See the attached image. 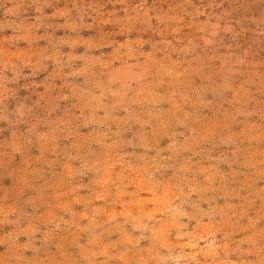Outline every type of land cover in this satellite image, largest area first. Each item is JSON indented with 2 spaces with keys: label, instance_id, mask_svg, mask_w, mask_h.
Segmentation results:
<instances>
[{
  "label": "rangeland",
  "instance_id": "374dc122",
  "mask_svg": "<svg viewBox=\"0 0 264 264\" xmlns=\"http://www.w3.org/2000/svg\"><path fill=\"white\" fill-rule=\"evenodd\" d=\"M0 264H264V0H0Z\"/></svg>",
  "mask_w": 264,
  "mask_h": 264
}]
</instances>
